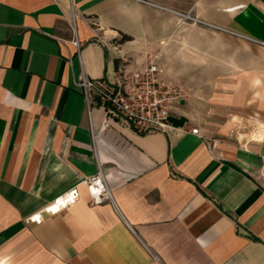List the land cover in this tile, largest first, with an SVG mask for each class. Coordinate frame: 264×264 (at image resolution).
<instances>
[{
  "label": "crops",
  "instance_id": "crops-1",
  "mask_svg": "<svg viewBox=\"0 0 264 264\" xmlns=\"http://www.w3.org/2000/svg\"><path fill=\"white\" fill-rule=\"evenodd\" d=\"M152 1L264 42V0ZM74 8L81 57L67 0H0V264H264V47L125 0ZM149 43L188 57L171 131L139 134L98 99L89 115L74 81L114 82ZM100 169L124 218L91 203Z\"/></svg>",
  "mask_w": 264,
  "mask_h": 264
},
{
  "label": "built area",
  "instance_id": "built-area-1",
  "mask_svg": "<svg viewBox=\"0 0 264 264\" xmlns=\"http://www.w3.org/2000/svg\"><path fill=\"white\" fill-rule=\"evenodd\" d=\"M67 1L70 7L68 20L74 33V39L71 43L76 48L78 56L81 57L82 43L78 38L74 0ZM125 1L171 11L152 0ZM171 12L185 22L209 26L264 47L263 41L207 23L191 13ZM69 62L71 63L70 60ZM74 86L81 91L89 115H91V107L95 99H98L105 108L108 116L124 119L139 134L170 132L171 126L169 118L171 111L187 98V93L182 86L164 79L162 54H150L148 51L145 52V60L134 70H128L127 68L121 69L114 82L103 78H91L83 71L74 81ZM192 132L197 134L198 130L195 129ZM85 184L91 197L92 205L98 206L109 202L113 205L117 213L123 217L113 199L109 185L101 169L96 176L88 178ZM79 198V188L73 187L53 199L40 211L27 217L25 221L27 224L40 225L44 221V215L57 216L74 205ZM151 256L155 261L160 260L152 252Z\"/></svg>",
  "mask_w": 264,
  "mask_h": 264
},
{
  "label": "rangeland",
  "instance_id": "rangeland-1",
  "mask_svg": "<svg viewBox=\"0 0 264 264\" xmlns=\"http://www.w3.org/2000/svg\"><path fill=\"white\" fill-rule=\"evenodd\" d=\"M162 45V44H161ZM149 43L148 52L150 54H162V64H163V76L166 81L174 82L185 90L186 93L193 91L190 88L191 77L188 71V57H181V62H179V57L174 55H167L164 50V45L162 46ZM145 53V51H144ZM143 53L142 60H145V54ZM202 91L203 89H195Z\"/></svg>",
  "mask_w": 264,
  "mask_h": 264
},
{
  "label": "trees",
  "instance_id": "trees-1",
  "mask_svg": "<svg viewBox=\"0 0 264 264\" xmlns=\"http://www.w3.org/2000/svg\"><path fill=\"white\" fill-rule=\"evenodd\" d=\"M128 39V37L127 36H123V40H127Z\"/></svg>",
  "mask_w": 264,
  "mask_h": 264
}]
</instances>
